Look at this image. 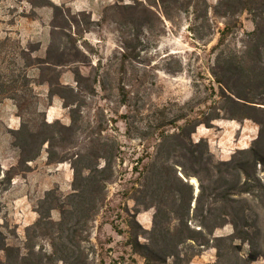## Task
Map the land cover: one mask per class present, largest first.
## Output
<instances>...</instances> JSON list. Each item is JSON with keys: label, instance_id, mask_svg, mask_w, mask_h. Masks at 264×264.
<instances>
[{"label": "trees", "instance_id": "1", "mask_svg": "<svg viewBox=\"0 0 264 264\" xmlns=\"http://www.w3.org/2000/svg\"><path fill=\"white\" fill-rule=\"evenodd\" d=\"M40 4L52 8L47 47L43 56L31 57L29 50L22 54L26 66L38 68L37 83L47 85L48 99H61L70 122L38 118L36 104L19 98L14 79L12 98L20 123L11 136L18 161L3 172L0 167V174L10 181L18 171L29 170L28 162L44 150L47 163L69 162L71 190L65 195L57 188L44 192L36 207L37 218L25 227L22 243L10 244L8 237L16 238V232L0 225V264H92L90 223L104 203L107 183L116 174L119 150L118 141L101 135L100 130L96 137L79 140L77 136L84 123L86 97L100 82L99 65L92 64L84 34L99 24L88 12H72L50 0ZM210 8L214 16L224 19L210 69L218 88L216 98L202 115H191L189 102L174 115L161 110L157 122L149 124L150 130L143 134L157 131V139L139 172L128 220L129 244L144 259L143 264H189L207 247L215 249L216 257L207 264H253L264 256V178L260 175L264 171V0H217L213 6L207 0H133L107 5L105 11L124 14L122 20L114 19L121 33L117 53L123 71L139 56V33L149 28L148 15L171 19L191 10L194 24H208ZM243 11L249 13L253 28L244 31L239 48L230 47L227 37ZM198 28L194 25L191 30L198 32ZM63 68L71 72L74 85L60 80ZM128 117L124 115L127 129ZM218 118L248 119L257 125L249 146L234 150L226 160L216 159L205 139L193 141L191 137L199 124L211 127ZM167 124H174L173 129H163ZM149 208L154 211L151 228L146 229L135 215ZM53 211L58 212L57 218L52 217ZM226 224L231 232L214 233ZM140 235L146 242L139 241ZM242 244L248 245L246 255Z\"/></svg>", "mask_w": 264, "mask_h": 264}, {"label": "rangeland", "instance_id": "2", "mask_svg": "<svg viewBox=\"0 0 264 264\" xmlns=\"http://www.w3.org/2000/svg\"><path fill=\"white\" fill-rule=\"evenodd\" d=\"M41 1L0 0L2 172L15 166L18 161V150L12 146L11 136V130L18 128L20 123L16 100L12 98L15 82L19 98L36 104L38 118L43 116L46 121L58 119L63 124L70 122L68 110L63 107L61 99L58 96L48 99L47 85L37 83L38 68L26 66L22 54V50H29L31 57L43 56L47 47L52 8L41 5ZM50 1L69 7L72 12H88L91 19L99 24H94L84 34L91 46L88 55L92 64L99 65L100 82L94 85L95 92L86 97V105L82 108L84 123L78 131V139L96 137V131L100 130L101 135L114 137L119 145L116 174L107 183L104 203L90 223L93 248L90 247L89 257L92 264H143L144 259L129 244L131 234L128 226L134 210L132 192L139 185V172L147 155L153 153L157 139V131L153 135L143 134L150 130L149 124L157 122L161 110L174 115L180 111L181 105L189 102L193 105L191 115H202L200 112L207 110L216 98L218 88L210 69L224 19L214 16L211 8L208 24L200 21L194 24L191 10L171 19L148 15L145 20L149 28L139 33V56L122 71L117 53L121 33L114 19L122 20L124 14L122 11L113 15L105 8L116 2L123 4L133 0ZM207 2L213 6L217 0ZM194 25L199 27L198 32L191 30ZM252 28L249 13L243 11L226 42L230 47L239 48L244 31ZM82 71L86 73L88 68L82 67ZM60 80L74 85L68 68H63ZM26 82L27 85L23 86ZM125 114L129 115V129ZM173 127L174 124H167L163 129L171 130ZM256 133L257 125L251 120L218 118L211 127L199 124L191 137L193 141L205 139L214 157L226 160L234 150L249 146ZM28 165L29 170L18 171L10 181L3 179V173L0 174V225H5L10 231L14 229L17 236L8 237L10 244L22 243L25 227L36 220V207L46 190L57 188L62 195L71 190L72 169L68 161L47 163L46 152L42 150ZM260 175L264 178V171ZM190 181L197 186L196 178L192 177ZM153 211V208L140 210L135 215L136 221L143 228H151ZM52 217L57 218L58 212L53 211ZM229 232L231 226L226 224L214 233ZM139 241L146 242V238L140 235ZM247 249L248 245L242 244L241 252L244 255ZM215 259V249L207 247L193 256L189 264H207ZM253 264H264V256L258 257Z\"/></svg>", "mask_w": 264, "mask_h": 264}]
</instances>
